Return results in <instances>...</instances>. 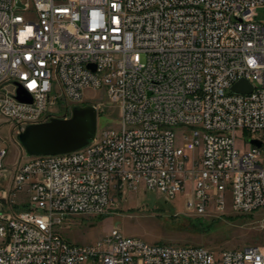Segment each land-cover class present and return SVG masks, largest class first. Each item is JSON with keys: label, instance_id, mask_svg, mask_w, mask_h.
I'll use <instances>...</instances> for the list:
<instances>
[{"label": "built area", "instance_id": "1", "mask_svg": "<svg viewBox=\"0 0 264 264\" xmlns=\"http://www.w3.org/2000/svg\"><path fill=\"white\" fill-rule=\"evenodd\" d=\"M240 80L250 93L233 91ZM103 87L119 129L73 152L25 155L0 183V264H264L257 244L144 247L116 228L75 244L56 230L107 214L111 191L169 200L188 180L185 205L199 216L264 210V0H0V121L17 134L69 118ZM238 131L250 135L241 146ZM6 156L0 146V173Z\"/></svg>", "mask_w": 264, "mask_h": 264}, {"label": "rangeland", "instance_id": "2", "mask_svg": "<svg viewBox=\"0 0 264 264\" xmlns=\"http://www.w3.org/2000/svg\"><path fill=\"white\" fill-rule=\"evenodd\" d=\"M259 15V19H262V11H259ZM85 106H95L98 111L97 134L119 129L120 109L110 102L106 88L88 91L83 103V107ZM57 107L63 111L61 105ZM18 134L13 131L10 123L0 121V146L7 149L0 183L6 189L16 165L25 160L26 153L18 142ZM177 137L176 146H180V132ZM249 138L250 135L238 131L239 146L246 144ZM190 155L198 157L199 151L195 150ZM260 160L264 165V145ZM192 185V180H188L184 192L169 200L144 187L118 195L111 191L115 202L107 214L68 217L56 230L67 241L75 244L92 243L116 228L126 236L139 237L150 244L195 245L216 252L253 244L264 248V210L241 214L228 208L220 214L199 216L185 205L192 194ZM27 195L26 190L18 193L16 200L25 202Z\"/></svg>", "mask_w": 264, "mask_h": 264}, {"label": "water", "instance_id": "3", "mask_svg": "<svg viewBox=\"0 0 264 264\" xmlns=\"http://www.w3.org/2000/svg\"><path fill=\"white\" fill-rule=\"evenodd\" d=\"M233 91L250 93L252 86L240 80ZM18 99L31 101L22 88ZM98 128V111L95 106H75L69 118H51L50 121L28 125L17 136L27 156L57 155L80 150L94 141ZM250 144L260 148L261 141L251 139Z\"/></svg>", "mask_w": 264, "mask_h": 264}, {"label": "bare ground", "instance_id": "4", "mask_svg": "<svg viewBox=\"0 0 264 264\" xmlns=\"http://www.w3.org/2000/svg\"><path fill=\"white\" fill-rule=\"evenodd\" d=\"M140 243H142L144 245V247H168V244H162V245L150 244L149 242H147L141 238H140ZM172 247H181V245H173L172 244ZM254 255H255V258L264 259V248L260 247L258 245H255Z\"/></svg>", "mask_w": 264, "mask_h": 264}]
</instances>
